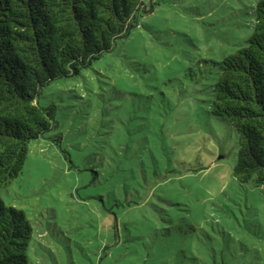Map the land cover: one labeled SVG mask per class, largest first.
Here are the masks:
<instances>
[{
  "label": "rangeland",
  "instance_id": "rangeland-1",
  "mask_svg": "<svg viewBox=\"0 0 264 264\" xmlns=\"http://www.w3.org/2000/svg\"><path fill=\"white\" fill-rule=\"evenodd\" d=\"M146 2L126 37L39 97L57 122L0 188L32 222L29 264L264 258V185L236 179L238 133L210 112L212 61L246 45L256 0Z\"/></svg>",
  "mask_w": 264,
  "mask_h": 264
},
{
  "label": "trees",
  "instance_id": "trees-1",
  "mask_svg": "<svg viewBox=\"0 0 264 264\" xmlns=\"http://www.w3.org/2000/svg\"><path fill=\"white\" fill-rule=\"evenodd\" d=\"M146 0H0V188L22 173L30 143L51 130L56 105L44 87L79 74L152 11ZM246 45L213 60L210 112L239 137L234 175L264 185V0H256ZM34 228L0 195V264H29ZM256 259L252 263H263Z\"/></svg>",
  "mask_w": 264,
  "mask_h": 264
}]
</instances>
